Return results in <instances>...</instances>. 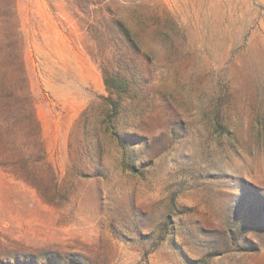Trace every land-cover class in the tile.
Returning a JSON list of instances; mask_svg holds the SVG:
<instances>
[{
	"label": "rangeland",
	"instance_id": "1",
	"mask_svg": "<svg viewBox=\"0 0 264 264\" xmlns=\"http://www.w3.org/2000/svg\"><path fill=\"white\" fill-rule=\"evenodd\" d=\"M2 75L0 264H264V0H0Z\"/></svg>",
	"mask_w": 264,
	"mask_h": 264
},
{
	"label": "trees",
	"instance_id": "2",
	"mask_svg": "<svg viewBox=\"0 0 264 264\" xmlns=\"http://www.w3.org/2000/svg\"><path fill=\"white\" fill-rule=\"evenodd\" d=\"M19 67L21 68V75H19V78L21 79V83L25 84L24 86L28 94L27 76L25 75L22 65H19ZM120 79L121 78H119V80ZM105 81H106L105 83L107 89L109 90L112 89L113 86L112 84H110V82H108L107 77ZM16 86H17V80H15L13 76L2 75L0 77L1 113L12 112V110L14 111L15 109L13 105L28 102V100L24 97V95H21L18 92ZM24 119L26 120V117ZM26 125H28L29 127L31 126L36 127V122H34V119L31 118L29 121L26 122ZM33 142H35V144H37V146H39V148L42 149V147L40 146V141L37 138L33 139Z\"/></svg>",
	"mask_w": 264,
	"mask_h": 264
}]
</instances>
